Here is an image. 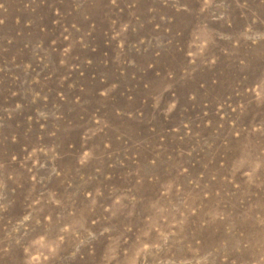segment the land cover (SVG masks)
I'll list each match as a JSON object with an SVG mask.
<instances>
[{
  "label": "rangeland",
  "instance_id": "rangeland-1",
  "mask_svg": "<svg viewBox=\"0 0 264 264\" xmlns=\"http://www.w3.org/2000/svg\"><path fill=\"white\" fill-rule=\"evenodd\" d=\"M0 264H264V0H0Z\"/></svg>",
  "mask_w": 264,
  "mask_h": 264
}]
</instances>
